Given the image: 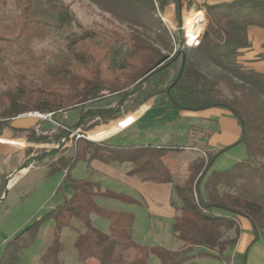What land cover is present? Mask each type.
<instances>
[{"label":"trees","instance_id":"1","mask_svg":"<svg viewBox=\"0 0 264 264\" xmlns=\"http://www.w3.org/2000/svg\"><path fill=\"white\" fill-rule=\"evenodd\" d=\"M94 1L120 21L136 26L159 27L170 5L174 6L175 21H179L181 13L179 0ZM16 5L18 22L10 31L11 36L6 33L0 36V57L14 66L19 86L0 95L3 106L0 132L9 128L12 119L27 112L51 114L77 107L82 112L94 103L116 105L123 94L143 81L133 99L117 114L105 117L108 122L123 123L152 99L154 106L166 111L222 109L240 126L237 144L244 146L247 159L227 171L215 172L211 167L221 152L205 153V159L201 157L188 163L186 180L174 184L173 166L168 157L170 149L122 148L90 138L93 142L81 140L80 148L75 147L70 158L58 159L50 169L51 173L65 172L63 184L68 187L70 197L7 242L0 264H18L22 253L47 220H52L55 228L40 264H63L58 257L60 235L73 221L82 226L73 244L81 264H146L150 255H155L160 264H194L196 258H225V252L239 239L241 220L248 222L253 234L245 255L260 236L264 238V73L249 69L240 61L243 52L251 48L249 28L255 27L264 33V0H235L215 6H198L199 11H190L183 17V43L185 48L198 54L199 60L184 53L183 64L181 56L173 60V55L161 65V60L167 57L140 37L129 36L130 52L119 62L112 44H106L100 51L96 48L90 31L71 38L69 61L44 65L31 43L43 39L51 24L38 14L34 0H17ZM51 7L60 24L70 21L68 6L53 2ZM180 36L178 31L173 41L177 42ZM161 44L167 49V40L161 39ZM262 47L264 50V41ZM261 59L264 60V56ZM199 62L217 69L218 73L203 72ZM113 69L119 75L110 78L108 73L113 74ZM6 76V69L0 66V82ZM27 79L30 88L26 86ZM221 84L232 94L231 98L223 92ZM95 127L93 122L84 132ZM13 132L21 134L28 143L37 144H57L68 135L66 129H60L52 137L39 136L34 128ZM93 161L108 166L129 164V177L143 176L153 184L172 185L179 203L171 225L172 235L184 248H197L198 253L177 256L163 248L150 249L131 241L134 216L100 208L94 199L106 197L129 205L138 204L137 201L108 191L100 192L99 184L89 179L73 180L70 176L76 163ZM3 192L0 184V199ZM91 215L108 221V234L92 226Z\"/></svg>","mask_w":264,"mask_h":264},{"label":"rangeland","instance_id":"2","mask_svg":"<svg viewBox=\"0 0 264 264\" xmlns=\"http://www.w3.org/2000/svg\"><path fill=\"white\" fill-rule=\"evenodd\" d=\"M37 12L44 17L50 24L51 28L47 31V35L41 40H34L31 46L35 54L41 59L44 65L55 62L69 61L70 53L68 50L69 41L72 37L79 36L84 32L93 33V42L100 51L106 44H112L117 52V59L122 62L130 52L131 45L129 36L134 35L144 39L153 46L159 48L167 57L172 58L179 43L183 44L184 53L189 54L196 60H199L198 54L192 53L185 48L183 43L182 23L191 9V5L184 10L183 1L181 2L179 21H175L174 17L170 23L164 20V14L160 21L159 27L149 24L148 26H136L127 21H120L110 12L103 9L94 0H34ZM17 0H0V36L6 33L11 36V30L14 29L19 18V8L16 5ZM57 2L68 6L71 19L65 24H60L57 13L52 9L51 3ZM164 19V20H163ZM208 22V18H207ZM207 26V23H206ZM162 29V30H161ZM181 30V36L178 41H173L176 33ZM167 32V34H165ZM251 47L259 46L261 38L254 34ZM161 39L168 41L167 49L163 48ZM259 53V58L264 56V50ZM264 61L263 59H261ZM203 72L212 75L218 73L217 69L206 66L203 62H199ZM0 66L6 69V79L0 82V95L11 90L13 87L19 86L16 79L17 71L14 66L4 57H0ZM249 68V67H248ZM250 69V68H249ZM257 71L264 72L263 68ZM108 76L112 78L119 75L118 71L113 69ZM29 79L25 81L26 86H30ZM30 88V87H29ZM223 92L231 98V93L223 87ZM106 95V93H103ZM153 101L150 100L148 103ZM146 103L143 107H145ZM114 103L92 104L88 109H114ZM3 106L0 103V112ZM79 107L71 110H62L67 113V118L59 113H54L51 117L52 121L63 125L69 131L74 127L81 115ZM161 109L154 107L147 114L142 116L140 120L130 127L116 124L117 122H108L103 117L89 121L87 124L95 122L96 127L92 131L84 132L83 135L91 137L94 142H105V144L115 147H132V146H150L152 148L170 149L168 157L172 164V179L174 184H182L188 173V163L193 159L201 158L202 153H218L222 149V139L224 135L232 138L234 129L221 119L216 121H205L201 118L204 115L200 113L177 111L171 112L166 117L161 116ZM47 114V113H42ZM207 116V115H205ZM45 126H44V125ZM41 129L47 131L52 137L59 132L61 128H56L51 123L42 122ZM127 127V128H126ZM125 128V129H124ZM124 129V130H122ZM68 131V134H69ZM19 138H22L18 136ZM75 137L69 138L63 148L52 158L43 159L33 164L23 176L17 174L10 177L14 172L7 171L10 163L16 161L15 155L9 160H0V184L7 192L2 194L0 200V257L2 255L5 244L11 241L15 235L24 229V227L36 222L44 217L50 210L62 203L70 197V191L63 179L65 172L63 170L54 171L50 169L56 164L60 158H70L73 149L80 148L82 142ZM92 140H86L93 142ZM27 144H30L27 142ZM33 147L27 149L26 158L41 152L48 151L57 144L31 143ZM44 145V146H43ZM49 145V146H47ZM42 147H46L42 149ZM195 148V149H194ZM178 149L179 151H173ZM20 152V148L18 149ZM205 159V158H204ZM247 159L245 148L243 145H236L234 148L226 152H221L215 159L211 170L215 172H224L229 170L234 164L243 162ZM8 161V162H7ZM26 161V159H24ZM4 163V164H3ZM23 165V163H22ZM21 165V166H22ZM20 166V167H21ZM93 163L78 162L70 172L73 180H84L88 178V174L93 171ZM117 170L124 171L130 169L131 165L124 164L120 167H114ZM93 173V172H92ZM97 180L101 182L100 192L109 191L115 194H123L132 198H137L140 202L138 205H129L121 201L113 200L106 197H96L94 203L100 207L116 212H125L134 216V223L131 228L130 239L134 243L150 249L163 248L167 251L177 253V256L188 255L194 256L198 253L197 248L187 249L178 242L171 232L173 219L169 216H163V209L171 208L170 203L178 206L176 194L170 198L166 196L154 197L148 196L146 199L139 198L137 192L132 191L128 187V182L115 177L104 178L94 173ZM124 176V175H123ZM125 177V176H124ZM140 176L131 177L133 180ZM129 178V179H131ZM128 180V179H127ZM129 181V180H128ZM11 186V187H10ZM172 186V185H171ZM173 192V187H171ZM145 202H144V201ZM140 204V205H139ZM169 215V213H167ZM162 215V219L159 216ZM92 226L103 234L109 233V223L107 220L97 216H90ZM81 224L73 221L69 228H64L60 235L59 260L63 264H81L78 260L76 252L73 248L74 241L78 234L82 231ZM55 224L52 220H47L40 228L38 235L33 242L29 243L20 257L18 264H40V258L45 253L50 242H52L53 230ZM253 239V234L244 226L237 243L229 248L221 259L196 258L194 264H264V238L260 236L258 240L244 254V249ZM160 260L155 255H150L146 264H160Z\"/></svg>","mask_w":264,"mask_h":264},{"label":"crops","instance_id":"3","mask_svg":"<svg viewBox=\"0 0 264 264\" xmlns=\"http://www.w3.org/2000/svg\"><path fill=\"white\" fill-rule=\"evenodd\" d=\"M182 1H183V9L184 10H186L191 5L192 11H199L198 6H204V5L215 6V5H220V4L231 3L235 0H182ZM179 3H180V8H181V2L179 1ZM173 12H174V6L173 5H170L165 9L164 18L166 19L167 23H170V21L173 19V17L175 20V14ZM203 12L205 13V11H203ZM254 34L258 35L261 38L260 45L259 46H253L252 45V47L249 50L244 51L242 54V57L240 58V61L243 63V65L245 67H247V68L249 67L250 69L257 71L258 68L264 69V61H262L258 56L259 53L262 52L261 47H262L263 41H264V33L262 30L255 28V27L249 28L250 43L252 42V38H254L253 37ZM257 72L264 73V72H260V71H257ZM153 104H154V102L148 103L145 107H143L144 109H141L134 117H132L128 120H125L121 125H125L127 127H130L132 124L138 122L142 116H144L149 111L154 109V107H156ZM159 108L162 111V112H160L161 116H164V117L169 115L171 112H174V111H166L162 107H159ZM193 113H200V114L204 115V117L201 118L204 120V122L205 121L212 122V121H216L217 119L218 120L221 119L225 123H228L234 129L233 135H235V136H233L232 138H230V137L228 138V136H226V135L221 137V139L223 141H222V149L220 150V152H226L229 149L234 148L236 145H239V144H237V142L240 139L241 128H240L239 124L237 123V121L235 120V118H232V116H231V114H229V112L222 110V109L213 108V109H208V110H204V111H200V112H193ZM205 115H207V116H205ZM37 123H38V120L35 118H14L9 122V128H5V129L1 130V132H0V160L2 158L5 161L9 160V158L12 155H15V157H17L16 161L13 162L12 164L10 163L11 166H9V168L7 169V171H10V173L14 172L18 168H20L22 163H24V159H27L26 158V152L29 151L27 149L33 147V145H31V143L27 144V141L23 138V136L21 134L15 133V132H13V130H25V129H29V128H34L37 125ZM124 129H122V130H124ZM18 136H20L22 138H19ZM89 138L92 139L91 137H89ZM26 145H28V146H26ZM19 148L21 149L20 152H18ZM91 163H93V165H94V168L92 171L93 173L92 172L89 173L87 179L91 180L92 182H94L96 184H99L100 188H101V182L99 180H97L98 177H95L94 173L99 174L104 178H106V177L107 178H110V177L114 178L115 177V179H117V180L122 179L123 182L124 181L128 182V187L131 188L132 191L137 192L138 197L141 199L142 198L146 199V197L151 196V195L154 197H157V198L162 197V196H166V197L170 198L172 195H174L172 192V189H171L172 186L170 184H166V183L162 184V185L153 184L152 182H149L148 180H146L145 177H143V176H140L139 178L133 180L131 177L127 176V172L131 168L127 169V170L125 169L124 171H121V170H117V168H114L117 166L120 167L121 165H109L108 166V165L102 164L98 161H93ZM27 171L28 170L20 173V177L23 176L25 173H27ZM129 178H131V179H129ZM101 192H103V191H101ZM105 192H107V191H105ZM120 195H123V194H120ZM124 196H126V195H124ZM127 197H129V196H127ZM129 198H132V197H129ZM132 199L136 200L137 203L140 202L139 200H137V198H132ZM176 201H178L177 198H176ZM135 205H138V204H135ZM170 205H171V208L166 207V209H163V211H162L164 214L163 216H165V215H166V217L169 216L170 220H172V219L174 220V218L177 215V209L178 208L174 207L175 204H173V203H170ZM122 213H124V212H122ZM167 213H169V215ZM159 218L162 219L163 218L162 215H160ZM244 226L251 232V229H250L248 222L245 220H241V222H240L241 231L243 230ZM251 243H252V241H251ZM248 246H246L245 249ZM245 249H244V251H245Z\"/></svg>","mask_w":264,"mask_h":264},{"label":"water","instance_id":"4","mask_svg":"<svg viewBox=\"0 0 264 264\" xmlns=\"http://www.w3.org/2000/svg\"><path fill=\"white\" fill-rule=\"evenodd\" d=\"M180 1V0H179ZM205 30V29H204ZM181 34V30H180ZM184 47L183 44L179 43V47L176 49L174 58L173 60L179 58L180 56L182 57V64L184 63ZM165 61H168V58H165L161 60L160 65L164 63ZM143 86V81H141L137 86L133 87V89L129 90L125 94L121 96L117 104L115 105L114 109H88L86 112H84L79 120L76 122L74 127L71 129V133H74L76 131H81L84 132L85 128L87 127V124L89 121H94L95 119L103 118V117H108V116H113L117 114L123 105L128 102L129 100L133 99L134 95L142 88ZM69 140V135H67L63 140L57 143L56 147L45 151L41 152L39 154L33 155L24 161L23 165L18 168L10 177H13L17 174H20L22 172H25L28 170L33 164L37 163L40 160L43 159H48L52 158L54 155H56L64 146V144ZM7 192V188L5 189L4 193ZM2 200V199H0Z\"/></svg>","mask_w":264,"mask_h":264},{"label":"built area","instance_id":"5","mask_svg":"<svg viewBox=\"0 0 264 264\" xmlns=\"http://www.w3.org/2000/svg\"><path fill=\"white\" fill-rule=\"evenodd\" d=\"M164 21L166 22V20H164ZM57 113H59L61 115H64L65 119L67 118V113L66 112H63V111L60 110ZM53 115H54V113H51V114L50 113H48V114H42V113H39V112H27V113H25L23 115H19L17 118H35V119H37L38 120V123L34 127L35 133L37 135H39V136L49 137L50 134L47 131H43L41 129V125L40 124L42 122L51 123L56 128H61V129H64V130L66 129L63 125L57 124L56 122L52 121L51 117ZM66 131H69V129H66ZM55 134H56V130H55ZM83 134H84V132H81V131H76L74 133H71V130H70L68 135H69V138L75 137L79 141H80V139L89 140L88 136L85 137V135H83ZM47 146H49V145H47ZM41 148L42 149H45L46 147H42L41 146ZM201 155H202V157L205 158V154L204 153L201 152Z\"/></svg>","mask_w":264,"mask_h":264}]
</instances>
